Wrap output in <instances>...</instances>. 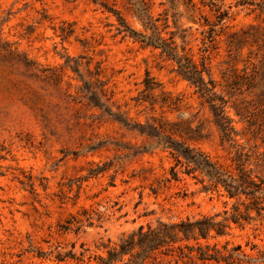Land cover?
<instances>
[{"label":"rangeland","instance_id":"rangeland-1","mask_svg":"<svg viewBox=\"0 0 264 264\" xmlns=\"http://www.w3.org/2000/svg\"><path fill=\"white\" fill-rule=\"evenodd\" d=\"M146 1L155 17L169 11L167 32H177V45L199 69L205 65L240 133L237 143L258 144L263 155V51L255 42L262 19L242 0ZM115 13L143 31L127 0H0V264H98L106 245L141 225L213 215L235 202L179 168L170 180L168 151L143 152L152 140L89 104L85 82L98 80L102 101L130 124H164L166 133L231 166L234 150L221 143L210 106L159 50L118 34ZM147 75L160 84L152 103L140 100ZM255 171L264 179V166ZM225 242L260 258L264 217L209 241Z\"/></svg>","mask_w":264,"mask_h":264},{"label":"trees","instance_id":"trees-1","mask_svg":"<svg viewBox=\"0 0 264 264\" xmlns=\"http://www.w3.org/2000/svg\"><path fill=\"white\" fill-rule=\"evenodd\" d=\"M95 1V0H94ZM143 27L139 32L131 28L124 19L118 15V34L129 37L145 47L160 51L167 60L176 64V72L184 78L194 89L195 93L208 104L213 113V121L221 134V143L228 144L234 150L231 157V166L225 167L214 162L203 151L196 149L183 140L173 137L165 132L164 124H156L149 120L145 124H130L118 113L102 101L105 96L96 86V83L85 82V92L91 106L97 107L103 115L118 121L128 129L137 132L153 141V145L145 148L143 152L160 148L168 151L175 161L170 170V180H178V168L186 175L194 178L200 176L199 182L206 191L222 193L230 200H235L230 210L221 213L201 216L200 218H186L177 222L157 221L155 225H141L127 235H124L113 246L106 245V256L97 258L98 264H264V255L258 259L249 258L242 250L241 245L230 246L225 242L222 247L218 243L210 244V240L229 235L232 224L243 225L264 217V179L256 173V168L264 166V154L259 156L258 144L249 148L239 145L236 137L240 134L233 126L232 119L225 109V101L218 95L215 82L206 80L204 73L208 74L205 65L202 68L193 62L186 46H178L175 32H167L169 28V11L163 19L151 13V7L146 0H127ZM241 5H249L257 18L264 22V0H242ZM173 11L176 6L171 7ZM225 14L218 16V25ZM171 17L178 28L179 15L172 12ZM215 24H211L208 41H213ZM257 31L254 32L255 37ZM165 35H168L167 37ZM256 39V38H255ZM261 39V40H260ZM260 49L263 51L261 59V74L264 79V34ZM144 90L141 92V101L151 102L152 95L160 87L154 78L149 75L144 80ZM152 103V102H151ZM168 104L165 97L162 106ZM227 205V202H225ZM73 257V256H72ZM58 260H63L58 256Z\"/></svg>","mask_w":264,"mask_h":264}]
</instances>
